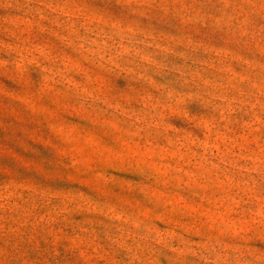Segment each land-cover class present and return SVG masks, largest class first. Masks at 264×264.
I'll list each match as a JSON object with an SVG mask.
<instances>
[{
	"label": "rangeland",
	"instance_id": "rangeland-1",
	"mask_svg": "<svg viewBox=\"0 0 264 264\" xmlns=\"http://www.w3.org/2000/svg\"><path fill=\"white\" fill-rule=\"evenodd\" d=\"M0 264H264V0H0Z\"/></svg>",
	"mask_w": 264,
	"mask_h": 264
}]
</instances>
